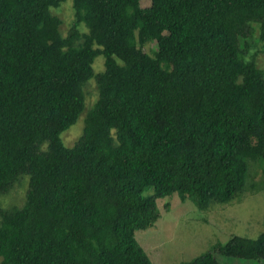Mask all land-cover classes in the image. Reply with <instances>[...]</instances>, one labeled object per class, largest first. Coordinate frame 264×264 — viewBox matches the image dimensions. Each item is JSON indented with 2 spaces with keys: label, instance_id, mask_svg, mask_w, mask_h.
<instances>
[{
  "label": "trees",
  "instance_id": "1",
  "mask_svg": "<svg viewBox=\"0 0 264 264\" xmlns=\"http://www.w3.org/2000/svg\"><path fill=\"white\" fill-rule=\"evenodd\" d=\"M140 1L72 0L63 35L66 0H0V195L28 176L24 204L0 207V264H154L134 231L157 221V198L205 210L252 187L264 71L240 40H264V0ZM215 251L261 262L264 231L180 264H221Z\"/></svg>",
  "mask_w": 264,
  "mask_h": 264
},
{
  "label": "rangeland",
  "instance_id": "2",
  "mask_svg": "<svg viewBox=\"0 0 264 264\" xmlns=\"http://www.w3.org/2000/svg\"><path fill=\"white\" fill-rule=\"evenodd\" d=\"M71 3L72 0H66L59 8L53 9L61 19L63 35L68 33L73 21ZM140 5L148 6L150 0H141ZM81 30L86 31V27L82 26ZM240 43H247L246 49L253 53L255 63L264 71V40H259L257 32L253 31L241 38ZM156 47L155 42H150L143 50L151 54ZM93 68L95 72L103 69L102 55L95 58ZM84 93V111L61 134L67 146L73 145L81 135L85 114L97 98L94 78L85 84ZM249 176L252 187L238 199L226 204H213L205 210L197 208L189 198L180 199L177 193L157 198L159 218L151 227L135 230V239L154 264H180L212 250L217 244H224L232 235L257 237L264 231V159L250 162ZM27 183L28 176H21L8 193L0 195V207L22 206ZM150 189L147 193L151 192ZM214 255L221 264H264V260L257 262L224 257L217 251Z\"/></svg>",
  "mask_w": 264,
  "mask_h": 264
}]
</instances>
